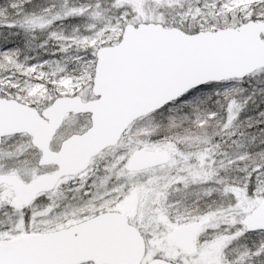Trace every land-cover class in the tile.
<instances>
[{
  "label": "snow or ice",
  "instance_id": "snow-or-ice-1",
  "mask_svg": "<svg viewBox=\"0 0 264 264\" xmlns=\"http://www.w3.org/2000/svg\"><path fill=\"white\" fill-rule=\"evenodd\" d=\"M0 264H264V0H0Z\"/></svg>",
  "mask_w": 264,
  "mask_h": 264
}]
</instances>
